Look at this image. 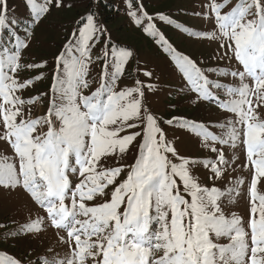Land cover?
Here are the masks:
<instances>
[{"label":"snow or ice","instance_id":"snow-or-ice-1","mask_svg":"<svg viewBox=\"0 0 264 264\" xmlns=\"http://www.w3.org/2000/svg\"><path fill=\"white\" fill-rule=\"evenodd\" d=\"M26 3L31 23L21 35L6 0H0V188L22 192L32 205L16 237L51 230L64 249L49 246L36 264H264V0H208L204 15L213 28L201 31L163 13L149 15L139 0L128 2L132 23L179 72L180 91L227 114L215 124L180 116L164 121L212 154L203 157L181 155L167 137L146 103V90L155 91L156 85L137 78L119 86L134 56L131 49L112 46L93 58L107 29L92 12L81 17L57 55L49 90L32 94L45 77L26 73L47 64L24 59L33 26L64 5L63 0ZM157 18L191 38L216 42L217 57L236 66L202 68L167 40ZM97 61L103 62L98 86L85 94ZM143 75L151 79L153 72ZM41 104L43 113L34 114ZM237 150L248 176L223 183L230 169L235 171ZM200 169L210 184L201 182ZM241 199L243 216L228 207ZM0 264L33 261L5 255Z\"/></svg>","mask_w":264,"mask_h":264},{"label":"rangeland","instance_id":"rangeland-1","mask_svg":"<svg viewBox=\"0 0 264 264\" xmlns=\"http://www.w3.org/2000/svg\"><path fill=\"white\" fill-rule=\"evenodd\" d=\"M129 0H63L59 9L52 11L34 27V35L31 37L30 47L24 52L26 62L47 61L46 66L33 70L27 75L43 74L45 79L35 85V91L47 92L51 84V76L56 67V57L64 50V45L75 28L79 25L81 17L89 12L95 14L96 22L103 25L107 32L100 37L99 42L92 49L93 58L101 54L102 50L112 46L127 47L134 53L132 60L127 65L123 77L119 80V86L131 85L135 79L156 85V90H146V103L150 110L161 118V127L167 137L175 143L181 155L185 156H211L206 150L201 149L199 141L187 131L170 127L164 123L172 116L186 117L195 121L215 124L223 123L227 114L221 112L216 106L208 102H193L194 93L181 92L184 84L181 76L175 68L170 57L161 49L156 41L147 35L142 28L136 27L127 15ZM149 15L163 13L172 20L188 27L190 30H211L213 24L206 18L205 5L208 0H139ZM8 16L18 21L16 25L19 33L23 35L24 30L31 23L29 6L26 0H6ZM196 13H200L197 15ZM158 30L167 40L179 51L196 60L202 68H229L235 67V61L230 64L227 59H219L216 55L218 44L204 39H194L177 29L174 24L154 20ZM110 37V39H109ZM203 61V63H201ZM102 61L91 65L89 80L91 87L85 91L89 94L98 86L99 74L102 70ZM139 69V71H137ZM145 70L153 72L149 79L143 75ZM210 79H219L222 82H231V77H218L214 73H208ZM29 95V93H25ZM45 105L33 108V113L42 114ZM211 131L219 132L220 129L212 127ZM135 146L130 149L128 161L131 163L135 154ZM4 151V145L0 144V153ZM226 155L231 157L232 151L226 150ZM239 160L232 165L235 171L226 176L223 183L234 177L243 176L247 178L248 173L240 164L244 160L243 154L237 150ZM202 183L210 184L203 169L197 171ZM217 186L222 187L223 183L217 181ZM247 187V182L245 188ZM30 201L19 191H5L0 188V257L5 255L17 259L27 258L36 264L37 257L45 254L49 246L56 248L57 252L63 253L62 246L56 244L55 237L51 230L44 232L35 238L16 237L15 230L19 229L29 216ZM238 211L240 215L246 213L245 200L241 199L238 204L228 206ZM35 216V213H32ZM13 233V236H9ZM221 243H227L221 240ZM51 255V253H49Z\"/></svg>","mask_w":264,"mask_h":264}]
</instances>
